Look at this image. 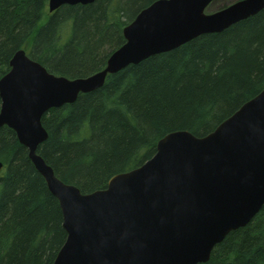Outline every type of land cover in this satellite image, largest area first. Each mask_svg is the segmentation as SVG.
<instances>
[{
  "label": "trees",
  "instance_id": "trees-1",
  "mask_svg": "<svg viewBox=\"0 0 264 264\" xmlns=\"http://www.w3.org/2000/svg\"><path fill=\"white\" fill-rule=\"evenodd\" d=\"M48 2L0 0V78L20 49L53 75L76 79L100 71L124 43V26L154 0H97L52 14ZM262 89L264 9L129 65L75 103L50 109L41 119L48 138L37 152L82 194L103 190L111 177L149 160L165 135L184 130L204 137ZM0 163V264H53L66 240L61 208L5 126ZM210 257L202 264H264V205Z\"/></svg>",
  "mask_w": 264,
  "mask_h": 264
},
{
  "label": "water",
  "instance_id": "water-1",
  "mask_svg": "<svg viewBox=\"0 0 264 264\" xmlns=\"http://www.w3.org/2000/svg\"><path fill=\"white\" fill-rule=\"evenodd\" d=\"M97 0H49L63 6ZM213 0H154L124 26V43L87 77L51 74L24 49L0 78V127L15 132L28 159L61 208L66 237L53 264H202L231 232L264 205V89L204 137L174 131L139 167L111 177L103 190L81 193L55 176L38 154L50 109L75 103L107 76L223 32L264 9V0H237L206 14ZM2 163H0V170Z\"/></svg>",
  "mask_w": 264,
  "mask_h": 264
},
{
  "label": "rangeland",
  "instance_id": "rangeland-1",
  "mask_svg": "<svg viewBox=\"0 0 264 264\" xmlns=\"http://www.w3.org/2000/svg\"><path fill=\"white\" fill-rule=\"evenodd\" d=\"M237 0H214L211 4L205 9V13L212 14L213 11L218 10L219 7L223 5H230ZM218 8V9H217Z\"/></svg>",
  "mask_w": 264,
  "mask_h": 264
}]
</instances>
